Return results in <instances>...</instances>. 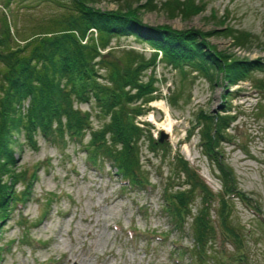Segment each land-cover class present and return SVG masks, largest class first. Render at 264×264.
<instances>
[{
    "label": "rangeland",
    "instance_id": "374dc122",
    "mask_svg": "<svg viewBox=\"0 0 264 264\" xmlns=\"http://www.w3.org/2000/svg\"><path fill=\"white\" fill-rule=\"evenodd\" d=\"M161 1L152 0L155 6L140 10L143 22L165 23L174 28L193 26L204 31L212 27L230 28L234 34L244 36L243 44L234 46L231 37L221 31L209 36V41L217 49L239 57L264 58V0H197L199 11L185 19L180 15L168 17L159 7ZM118 2L99 0L95 5L110 9ZM56 11V6L46 0H11L7 18L20 33L28 34L37 23L45 24ZM3 12L0 2V14ZM109 45L134 48L145 56L152 50L131 35L113 37ZM149 74L156 87L155 98L147 102L146 111L136 119L146 122L153 138H158L160 130L166 137L154 149L149 148L146 140L140 143L139 158L147 185L122 186L124 182L108 163L92 165L77 141L69 140L67 135L63 138L64 145L35 135V146L25 141L15 149L17 167L25 168L26 176L35 170V178L28 186V197L14 204L0 220V264L190 262L191 227L186 222L180 231L169 230L161 210L162 187L167 176L173 188L183 178L176 177L171 169L175 153L187 161L211 192L206 200L209 199L213 230L218 231L221 216L227 213V220L240 235L239 249L220 232L216 234L214 247L228 253L243 251L248 264H264V91L256 90L253 84L264 78V67L254 69L250 78L227 87L238 89L229 103V112L235 114V119L226 128L225 136L229 139L219 142L216 156L221 158V166L229 172L238 194L229 196L222 211L218 202V195L223 194L221 171L213 158L201 151L195 121L199 110L206 113L220 110L221 88L211 86L186 67L179 70L164 61L148 68L143 78ZM176 90L179 95H174ZM74 106L93 110L90 102L74 101ZM90 119L96 128L98 119L94 110ZM168 126L169 131L163 129ZM87 138L85 132L82 139ZM14 188L21 191L23 186L17 183ZM242 195L253 209L240 200ZM200 199V195L194 197L192 212L200 205ZM201 264L212 261L206 258Z\"/></svg>",
    "mask_w": 264,
    "mask_h": 264
},
{
    "label": "trees",
    "instance_id": "16d2710c",
    "mask_svg": "<svg viewBox=\"0 0 264 264\" xmlns=\"http://www.w3.org/2000/svg\"><path fill=\"white\" fill-rule=\"evenodd\" d=\"M10 1L0 0L4 8L0 14V220L14 204L28 197L27 189L35 178V170L26 176V169L17 167L15 149L25 141L35 146L37 134L62 145L66 144L63 138L67 135L69 140L77 141L92 165L108 163L124 182L122 186L147 185L139 158L140 143L146 140L149 148L154 149L159 141L151 136L146 122L136 117L155 98L151 75L143 77L157 61L179 70L186 67L211 86L221 88L220 110L212 113L199 110L195 121L201 151L213 158L221 171L222 192L227 197L218 195L220 211L230 195L238 194L229 172L221 166V158L216 156L219 142L229 139L225 136L226 128L235 119V114L229 112V103L238 89L227 87L250 78L254 69H263L264 58L239 57L217 49L209 36L225 32L234 46L243 44L244 36L226 27L204 31L193 26L147 24L141 20L140 10L155 6L152 0H118L117 6L110 9L95 5L99 0H46L57 11L45 24L37 23L28 34H23L7 18ZM197 2L162 0L159 7L168 17L180 15L185 19L199 11L201 6ZM128 35L150 45L149 56L134 48L109 45L113 37ZM253 84L256 90L264 91V78ZM179 93L176 90L174 95ZM74 101L91 103L98 119L96 128L91 125L93 110H80ZM85 132L88 138L83 141ZM173 158L171 169L176 177L183 178L173 188L167 176L162 187L161 210L169 230L180 231L186 222L192 229L188 254L191 259L186 264L197 261L201 264L206 258L212 264H248L243 251L228 253L214 247L216 234L220 232L239 249L240 235L227 220V213L222 214L218 231L213 230L209 199L206 200L210 190L180 154L175 153ZM17 183L22 184L21 191L15 190ZM196 195H200L201 202L192 212L191 202ZM245 199L246 196H240L244 205L252 208Z\"/></svg>",
    "mask_w": 264,
    "mask_h": 264
},
{
    "label": "water",
    "instance_id": "95a60500",
    "mask_svg": "<svg viewBox=\"0 0 264 264\" xmlns=\"http://www.w3.org/2000/svg\"><path fill=\"white\" fill-rule=\"evenodd\" d=\"M164 137H166V133L163 130H160L158 140L162 141Z\"/></svg>",
    "mask_w": 264,
    "mask_h": 264
},
{
    "label": "bare ground",
    "instance_id": "6f19581e",
    "mask_svg": "<svg viewBox=\"0 0 264 264\" xmlns=\"http://www.w3.org/2000/svg\"><path fill=\"white\" fill-rule=\"evenodd\" d=\"M158 104H162L161 102L159 103V102H157ZM167 112V111H166ZM163 129H167L168 131H169V129H170V126H168V127H163Z\"/></svg>",
    "mask_w": 264,
    "mask_h": 264
}]
</instances>
